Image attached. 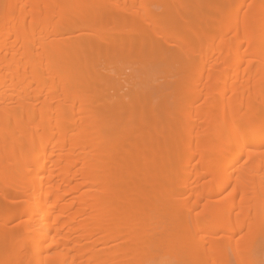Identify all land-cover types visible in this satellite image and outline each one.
Instances as JSON below:
<instances>
[{
	"label": "bare ground",
	"instance_id": "1",
	"mask_svg": "<svg viewBox=\"0 0 264 264\" xmlns=\"http://www.w3.org/2000/svg\"><path fill=\"white\" fill-rule=\"evenodd\" d=\"M0 264H264V0H0Z\"/></svg>",
	"mask_w": 264,
	"mask_h": 264
},
{
	"label": "rangeland",
	"instance_id": "2",
	"mask_svg": "<svg viewBox=\"0 0 264 264\" xmlns=\"http://www.w3.org/2000/svg\"><path fill=\"white\" fill-rule=\"evenodd\" d=\"M178 53H174L173 54V62L171 63V65H167L168 63L165 62V60H163V62L159 61V62H151V61H148V62H145L144 64L142 63H136L134 65H126L125 64V61H122L121 60V63L118 62V63H115V66L114 67L112 64L110 65L111 67L110 68V71L109 69H105V70H100L98 73V75L100 76V72H104L105 73V76L106 78H109L108 76L110 75L112 78L114 77L116 80L114 81V83L116 84L117 88H113V87H106V90L108 91V94L110 93L111 96H113L112 94L114 93L115 96L117 97H120L119 99L121 100V106H120V109H124V106L125 104L128 102V100H130L129 98V92L131 91H136L140 94V92H145L147 89L146 92L152 97V101H155L156 103V106L157 107H160V108H163L164 105L167 103L166 101L167 100H170L171 97L170 96V92H173L172 90L174 89V87L176 88V85L179 83L178 81L179 80H175L176 78L180 79L179 75L181 73V77H183V70L182 72H180V69L183 68L181 67V64H183V61L180 57H176ZM157 55V54H156ZM179 56V55H178ZM158 57V56H157ZM176 57V58H175ZM182 61V63H181ZM181 64H180V63ZM125 66H124V65ZM122 65V66H121ZM140 65V66H139ZM180 65V67H179ZM113 66V67H112ZM136 68H135V67ZM174 68H173V67ZM130 67V69H129ZM178 67V68H177ZM134 68V69H133ZM172 68V69H171ZM165 69H168V70H165ZM131 70V71H130ZM176 70V71H175ZM178 70V71H177ZM109 71V72H108ZM164 71V72H163ZM185 71V70H184ZM108 72V73H107ZM179 72V74H178ZM132 73H134L133 75L136 77V78H129L132 77ZM164 73V75H163ZM177 73V74H176ZM109 74V75H108ZM112 74V75H111ZM116 74V75H115ZM98 75H96V77H98ZM104 74H102L103 76ZM129 75V76H128ZM148 76L149 78L145 77V76ZM163 75V76H162ZM99 78V77H98ZM105 78V77H104ZM147 78V79H146ZM102 79V78H101ZM100 79V80H101ZM131 79V81H129ZM134 79V80H132ZM136 79V80H135ZM105 80V79H104ZM103 81V80H101ZM177 81V82H176ZM126 82V83H124ZM130 82H132L131 85H128ZM134 82V83H133ZM104 83V82H102ZM181 84V85H180ZM101 86L103 84H100ZM126 85H128L129 87H127ZM133 85V86H132ZM179 86V88H178ZM180 86L182 88V82L180 81L179 85H177V88L178 90H180ZM103 87V86H102ZM131 87V88H130ZM135 87V88H134ZM104 88V87H103ZM170 88V89H169ZM176 88V89H177ZM105 89V88H104ZM144 89V90H143ZM174 89V92L175 93V90ZM128 90V92H126ZM143 90V91H142ZM170 90V91H169ZM178 90H176L177 92H179ZM113 91H118L117 93L113 92ZM168 91V93H167ZM151 92V94H150ZM183 92V91H181ZM125 93V94H124ZM172 93V95H173ZM180 93V92H179ZM168 94V96L166 97V95ZM126 95V97H125ZM175 95V94H174ZM122 96H124L122 98ZM179 96V95H178ZM173 97V96H172ZM176 97V96H175ZM156 100H155V99ZM164 98V99H163ZM167 98V100H166ZM170 98V99H168ZM174 98V97H173ZM161 100V101H160ZM163 101V102H162ZM158 104V105H157ZM124 105V106H123ZM123 106V107H122ZM183 113V114H182ZM181 115L184 116L186 112H182Z\"/></svg>",
	"mask_w": 264,
	"mask_h": 264
}]
</instances>
